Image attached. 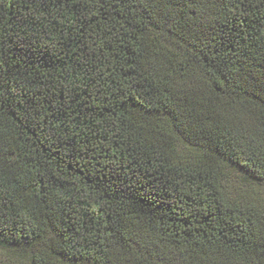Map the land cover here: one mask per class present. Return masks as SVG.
<instances>
[{"label":"trees","instance_id":"1","mask_svg":"<svg viewBox=\"0 0 264 264\" xmlns=\"http://www.w3.org/2000/svg\"><path fill=\"white\" fill-rule=\"evenodd\" d=\"M0 264H264V0H0Z\"/></svg>","mask_w":264,"mask_h":264}]
</instances>
